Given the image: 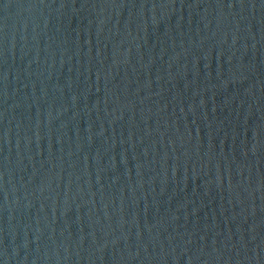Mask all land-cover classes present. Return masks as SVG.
<instances>
[{
    "label": "water",
    "instance_id": "95a60500",
    "mask_svg": "<svg viewBox=\"0 0 264 264\" xmlns=\"http://www.w3.org/2000/svg\"><path fill=\"white\" fill-rule=\"evenodd\" d=\"M0 264H264V0H0Z\"/></svg>",
    "mask_w": 264,
    "mask_h": 264
}]
</instances>
